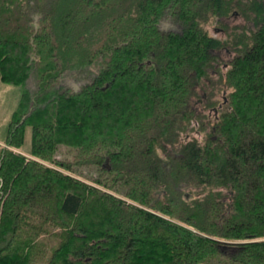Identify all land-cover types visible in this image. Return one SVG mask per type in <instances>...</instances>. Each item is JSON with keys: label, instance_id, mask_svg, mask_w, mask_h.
I'll use <instances>...</instances> for the list:
<instances>
[{"label": "trees", "instance_id": "1", "mask_svg": "<svg viewBox=\"0 0 264 264\" xmlns=\"http://www.w3.org/2000/svg\"><path fill=\"white\" fill-rule=\"evenodd\" d=\"M246 1L258 26L222 68L200 16L242 0H0V81L22 87L0 264H264V0ZM169 7L181 34L159 29Z\"/></svg>", "mask_w": 264, "mask_h": 264}, {"label": "rangeland", "instance_id": "2", "mask_svg": "<svg viewBox=\"0 0 264 264\" xmlns=\"http://www.w3.org/2000/svg\"><path fill=\"white\" fill-rule=\"evenodd\" d=\"M243 2L239 5L234 4L231 8V12L223 15H212L211 10L201 14L200 20L205 28L209 29L210 32L214 33L216 36L220 38L226 39L228 42L225 43V46L217 50L216 52L219 53V57L221 59V66L222 68L225 67V61H229L233 56L237 54L238 51H236V46L238 48L242 47L241 45H234L231 47V35L236 32H243V31H250L251 29H255L258 26L257 22V16L254 15L251 8H249V5L246 0H242ZM236 2V1H235ZM174 8L169 7V9L166 11V14L160 19L164 24L166 22L170 23L173 27L167 28L168 32H172L175 34H181L183 33L182 26L173 21L172 19L174 17L171 16L172 11ZM256 18V19H255ZM204 19V20H203ZM159 21V22H160ZM218 21V22H217ZM159 29L166 31L165 26H160ZM166 33V32H165ZM230 42V43H229ZM224 63V64H223ZM216 82L218 81L216 78L217 75H213ZM69 84L72 86V79H67ZM34 80L31 81V84L34 85ZM75 83V82H74ZM77 84V83H76ZM78 85V84H77ZM73 87V86H72ZM79 89V86H78ZM77 89V90H78ZM206 88H203L201 90V94L205 92ZM22 87L19 85H13L9 83H4L0 81V145L3 144L7 129H8V123L12 117L13 112L18 106L20 96H21ZM216 97L221 99L223 98L222 92H217ZM199 99H202V102H198ZM193 104L197 106L200 109H203V97L201 95H195L193 97ZM206 111L209 114H214V111L212 110V107L207 108ZM29 139H30V132L29 129L27 130L25 142H24V150L29 145Z\"/></svg>", "mask_w": 264, "mask_h": 264}, {"label": "water", "instance_id": "3", "mask_svg": "<svg viewBox=\"0 0 264 264\" xmlns=\"http://www.w3.org/2000/svg\"><path fill=\"white\" fill-rule=\"evenodd\" d=\"M165 26H166V27H165V28H166V31H165L166 33H167V31H168L167 28H172V27H173V26H172L170 23H168V22L165 23ZM160 31L163 32L164 30H161V29H160ZM72 86H73V89H74L75 91L78 89V85H77L76 83L73 82V83H72ZM224 100H225V96H224ZM214 110H215V112H216V111H217V108L214 107Z\"/></svg>", "mask_w": 264, "mask_h": 264}, {"label": "flooded vegetation", "instance_id": "4", "mask_svg": "<svg viewBox=\"0 0 264 264\" xmlns=\"http://www.w3.org/2000/svg\"><path fill=\"white\" fill-rule=\"evenodd\" d=\"M159 21H160V20H159ZM158 24H159V27H160L161 25H162V26H165V24H164L162 21L158 22ZM165 27H166V26H165ZM224 46H225V44L222 46V48H223ZM226 62H227V61L224 62L225 65H226ZM224 63H223V64H224ZM223 95H224V94H223ZM202 97H203V98L206 97V92H204V93L202 94ZM198 102H202V99H199ZM212 110L214 111V113H216L215 110H214V107H212Z\"/></svg>", "mask_w": 264, "mask_h": 264}]
</instances>
